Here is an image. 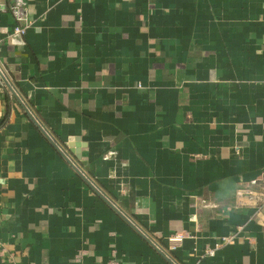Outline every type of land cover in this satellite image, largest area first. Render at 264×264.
<instances>
[{
    "label": "crops",
    "instance_id": "1",
    "mask_svg": "<svg viewBox=\"0 0 264 264\" xmlns=\"http://www.w3.org/2000/svg\"><path fill=\"white\" fill-rule=\"evenodd\" d=\"M0 65V264H264V0H0Z\"/></svg>",
    "mask_w": 264,
    "mask_h": 264
},
{
    "label": "built area",
    "instance_id": "2",
    "mask_svg": "<svg viewBox=\"0 0 264 264\" xmlns=\"http://www.w3.org/2000/svg\"><path fill=\"white\" fill-rule=\"evenodd\" d=\"M9 12L11 17L13 18L14 25L11 32L9 33L6 29H1V33L7 35H24L26 32V29L29 27L30 22L28 21L26 17L25 10L20 7L17 4H12L9 7ZM8 81V77L6 75L5 69L0 65V84L3 85L5 82ZM9 88L13 90V86L9 82ZM257 182L260 183L261 189L259 191H247V195L253 200L255 203H264V172L261 173L259 178L257 179ZM253 184H256V181L253 182ZM240 230V229H238ZM236 233H231L228 236L221 237L219 239V242L214 245L213 248L206 249L204 251V256L212 257L217 249L224 245L232 244L235 240ZM145 238L150 241L157 250L167 259L171 257L172 253L175 252L181 245L185 238V234L182 232H176L172 233L169 236L166 237V244L163 246L157 240L151 236H146Z\"/></svg>",
    "mask_w": 264,
    "mask_h": 264
},
{
    "label": "water",
    "instance_id": "3",
    "mask_svg": "<svg viewBox=\"0 0 264 264\" xmlns=\"http://www.w3.org/2000/svg\"><path fill=\"white\" fill-rule=\"evenodd\" d=\"M20 36H21V35L16 34L15 38H16V39H17V38H20Z\"/></svg>",
    "mask_w": 264,
    "mask_h": 264
}]
</instances>
